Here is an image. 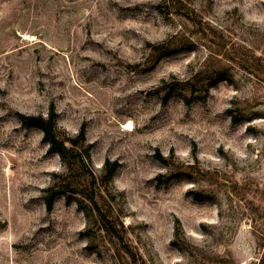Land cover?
<instances>
[{"label":"rangeland","instance_id":"374dc122","mask_svg":"<svg viewBox=\"0 0 264 264\" xmlns=\"http://www.w3.org/2000/svg\"><path fill=\"white\" fill-rule=\"evenodd\" d=\"M204 70L206 102L164 104ZM51 113L92 147L81 191L119 164L99 201L137 264H264V0H0V264H135L83 196L47 210L68 170L20 119Z\"/></svg>","mask_w":264,"mask_h":264},{"label":"trees","instance_id":"16d2710c","mask_svg":"<svg viewBox=\"0 0 264 264\" xmlns=\"http://www.w3.org/2000/svg\"><path fill=\"white\" fill-rule=\"evenodd\" d=\"M177 4H181L177 1ZM179 46L181 43H165L158 46H153V53L151 55V67L146 72H152L160 64V62L169 58L172 55L180 52ZM221 72V71H219ZM218 79L209 70H204L197 73L192 79L186 81H176L172 83H164L161 89L162 93H165L163 97L164 104L170 102L173 96L177 93L186 94L183 96V101L186 106H191L195 102H206L210 90L212 87L218 84ZM21 122L24 128L32 129L38 128L44 134V141L50 147L49 152L59 155L65 166L67 167L68 174L64 177V185L60 189H50L48 192L51 197L47 199V210L51 211L54 205V200L57 196H67L68 202L74 201L75 195H81L91 205V211L95 213L98 218V222L101 230L110 240L119 245L124 251L125 255L129 257L133 263L137 264L136 257L132 250L124 244L125 227L123 223L119 221L114 211L110 208L108 213L103 211V205L100 204L99 199L103 200L102 189L105 188L108 191L116 171L119 168L117 162L105 164V171L103 176L96 180L93 174L90 175L91 184L96 187V194H88L86 191H81L79 186H83L87 181L85 173L88 163H90V153L92 150L91 145L87 144L85 130H81L80 135L75 138L61 139L57 130L58 117L51 113L49 117H34V116H21ZM177 178L171 176L168 181ZM200 196V197H199ZM98 198V199H97ZM197 198H202L201 195H197ZM80 208L83 210V202H80Z\"/></svg>","mask_w":264,"mask_h":264},{"label":"bare ground","instance_id":"6f19581e","mask_svg":"<svg viewBox=\"0 0 264 264\" xmlns=\"http://www.w3.org/2000/svg\"><path fill=\"white\" fill-rule=\"evenodd\" d=\"M131 129V127H129V130Z\"/></svg>","mask_w":264,"mask_h":264}]
</instances>
